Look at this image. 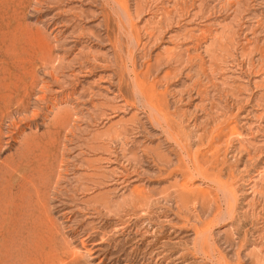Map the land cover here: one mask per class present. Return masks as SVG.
<instances>
[{
  "label": "rangeland",
  "instance_id": "1",
  "mask_svg": "<svg viewBox=\"0 0 264 264\" xmlns=\"http://www.w3.org/2000/svg\"><path fill=\"white\" fill-rule=\"evenodd\" d=\"M0 264H264V0H0Z\"/></svg>",
  "mask_w": 264,
  "mask_h": 264
},
{
  "label": "bare ground",
  "instance_id": "2",
  "mask_svg": "<svg viewBox=\"0 0 264 264\" xmlns=\"http://www.w3.org/2000/svg\"><path fill=\"white\" fill-rule=\"evenodd\" d=\"M135 78H136V77H135ZM137 78H138V76H137ZM136 82H137V81H136ZM137 83H138V82H137ZM134 84H135V83H134ZM142 86H143V85H142ZM140 87H141V86H140ZM139 89H140V88H139ZM137 90H138V88H137ZM149 91H150V90H149ZM138 92H139V91H138ZM139 93H140V92H139ZM152 93H153V92H152ZM142 94H143V93H142ZM142 94H141V95H142ZM153 94H154V93H153ZM141 97H142V96H141ZM143 98H145V97H143ZM147 99H148V98H147ZM151 99H152V98H151ZM145 100H146V99H145ZM146 102H149V101L146 100ZM150 104H151V102H150ZM143 105H144V104H143ZM145 105H146V104H145ZM148 105H149V104H148ZM160 105H161V104H160ZM146 106H147V105H146ZM149 106H150V105H149ZM158 106H159V105H158ZM152 107H153V106H152ZM152 107H151V109H152ZM155 107H156V106H155ZM146 108H147V107H146ZM154 111H155V110H154ZM155 112H156V111H155ZM157 113H158V112H157ZM154 114H155V113H154ZM155 116H156V115H155ZM160 119H161V118H160ZM167 120H168V119H167ZM160 121H161V120H160ZM159 126H160V125H159ZM166 126H167V125H166ZM168 131H169V130H168ZM214 184H215V183H214ZM251 189H252V188H251ZM224 190H225V189H224ZM247 195H248V194H247ZM231 197H233V196L231 195ZM234 197H235V196H234ZM232 199H233V198H232ZM232 199H231V200H232ZM234 199H235V198H234ZM234 199H233V200H234ZM233 203L235 204V201H234ZM232 206L235 208V206H234L233 204H232ZM234 208H233V209H234ZM250 208H251V205H250ZM231 209H232V208H231ZM252 209H253V208H252ZM231 211H232V210H231ZM233 211L235 212V210H233ZM250 211H251V210H250ZM257 211H258V210H257ZM225 212H227V209H226ZM225 212H224L223 215H226ZM220 213H221V212H220ZM231 214H232V213H230V215H229V214L227 213L226 216L230 219V218H231ZM234 214H235V213H234ZM220 215H221V214H220ZM226 216H223V219H224V217L226 218ZM229 216H230V217H229ZM250 216H251V215H250ZM260 216H261V215H260ZM220 217H221V216H220ZM232 217H233V216H232ZM251 217H252V216H251ZM220 219H221V218H220ZM253 219H254V218H253ZM216 220H217V219H216ZM232 220H233V219H232ZM224 221H225V220H224ZM218 225H219V224H218ZM252 236H253V235H252ZM257 236H258V235H257ZM198 239H199V238H198ZM262 239H263V238H262ZM261 241H262V240H261ZM204 243H205V242H204ZM208 243H209V242H208ZM206 244H207V242H206ZM206 244H204V245H206ZM210 247H211V246H210ZM211 254H212V253H211Z\"/></svg>",
  "mask_w": 264,
  "mask_h": 264
}]
</instances>
